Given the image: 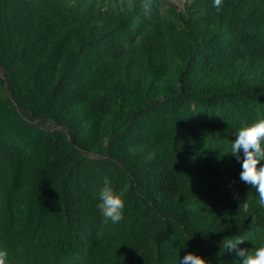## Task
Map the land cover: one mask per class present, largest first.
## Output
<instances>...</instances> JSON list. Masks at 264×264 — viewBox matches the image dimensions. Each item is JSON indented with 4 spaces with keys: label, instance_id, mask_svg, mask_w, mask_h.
<instances>
[{
    "label": "trees",
    "instance_id": "obj_1",
    "mask_svg": "<svg viewBox=\"0 0 264 264\" xmlns=\"http://www.w3.org/2000/svg\"><path fill=\"white\" fill-rule=\"evenodd\" d=\"M165 3L0 0L6 264H241L224 240L264 245L229 152L264 118V0ZM105 177L116 224L97 208Z\"/></svg>",
    "mask_w": 264,
    "mask_h": 264
},
{
    "label": "clouds",
    "instance_id": "obj_2",
    "mask_svg": "<svg viewBox=\"0 0 264 264\" xmlns=\"http://www.w3.org/2000/svg\"><path fill=\"white\" fill-rule=\"evenodd\" d=\"M223 0H213V7L219 13L222 10ZM236 138L231 143L230 153L236 155L238 161L242 160L240 179L254 188L258 193V204L264 207V118L240 127L235 132ZM241 150L243 156L241 157ZM247 212L248 203L245 201L240 208ZM97 208L100 211L103 223H119L124 217L125 203L122 194L117 193L111 181L105 177L103 186L98 192ZM245 239L235 236L233 239L223 241V248L234 252L240 258L241 264H264V245L254 250L242 248L240 245ZM7 252L0 249V264H6ZM179 264H209L201 255L189 252L180 257Z\"/></svg>",
    "mask_w": 264,
    "mask_h": 264
},
{
    "label": "rangeland",
    "instance_id": "obj_3",
    "mask_svg": "<svg viewBox=\"0 0 264 264\" xmlns=\"http://www.w3.org/2000/svg\"><path fill=\"white\" fill-rule=\"evenodd\" d=\"M187 0H166V6L174 5L177 9H181Z\"/></svg>",
    "mask_w": 264,
    "mask_h": 264
},
{
    "label": "bare ground",
    "instance_id": "obj_4",
    "mask_svg": "<svg viewBox=\"0 0 264 264\" xmlns=\"http://www.w3.org/2000/svg\"><path fill=\"white\" fill-rule=\"evenodd\" d=\"M120 168V167H119ZM208 172V171H207ZM75 209V208H74ZM164 211V210H163ZM164 214V213H163ZM207 215V214H206ZM125 257V256H124ZM84 258V257H83ZM127 259V258H126ZM129 259V258H128Z\"/></svg>",
    "mask_w": 264,
    "mask_h": 264
}]
</instances>
